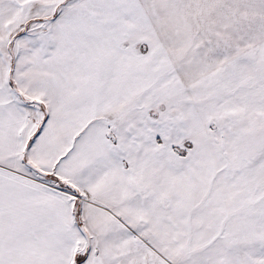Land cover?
Segmentation results:
<instances>
[{
    "label": "snow or ice",
    "instance_id": "1",
    "mask_svg": "<svg viewBox=\"0 0 264 264\" xmlns=\"http://www.w3.org/2000/svg\"><path fill=\"white\" fill-rule=\"evenodd\" d=\"M0 264H264V0H0Z\"/></svg>",
    "mask_w": 264,
    "mask_h": 264
}]
</instances>
